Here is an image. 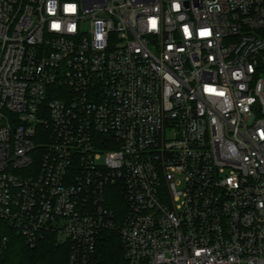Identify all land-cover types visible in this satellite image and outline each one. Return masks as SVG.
I'll list each match as a JSON object with an SVG mask.
<instances>
[{
  "label": "built area",
  "instance_id": "2783aa9c",
  "mask_svg": "<svg viewBox=\"0 0 264 264\" xmlns=\"http://www.w3.org/2000/svg\"><path fill=\"white\" fill-rule=\"evenodd\" d=\"M10 229L264 264V0H0V264Z\"/></svg>",
  "mask_w": 264,
  "mask_h": 264
},
{
  "label": "trees",
  "instance_id": "16d2710c",
  "mask_svg": "<svg viewBox=\"0 0 264 264\" xmlns=\"http://www.w3.org/2000/svg\"><path fill=\"white\" fill-rule=\"evenodd\" d=\"M110 204L115 209L126 208L123 195L116 193ZM10 242L4 253L2 264H67L69 246L58 245L47 238L35 247H30L24 238L13 229L8 230ZM96 264H126L123 244L117 231L105 230L100 238Z\"/></svg>",
  "mask_w": 264,
  "mask_h": 264
},
{
  "label": "snow or ice",
  "instance_id": "6c2138e0",
  "mask_svg": "<svg viewBox=\"0 0 264 264\" xmlns=\"http://www.w3.org/2000/svg\"><path fill=\"white\" fill-rule=\"evenodd\" d=\"M71 10V9H70ZM54 27H59L58 25H55ZM153 27H155V21H153ZM202 36H207V35H209V33L208 32H201L200 33ZM220 95H223V93H220Z\"/></svg>",
  "mask_w": 264,
  "mask_h": 264
}]
</instances>
